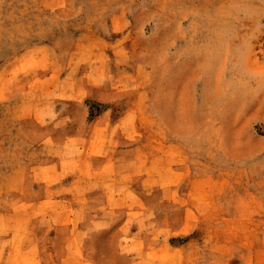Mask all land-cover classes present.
<instances>
[{"label": "rangeland", "instance_id": "obj_1", "mask_svg": "<svg viewBox=\"0 0 264 264\" xmlns=\"http://www.w3.org/2000/svg\"><path fill=\"white\" fill-rule=\"evenodd\" d=\"M0 264H264V0H0Z\"/></svg>", "mask_w": 264, "mask_h": 264}]
</instances>
